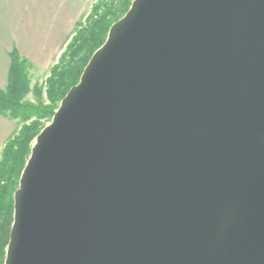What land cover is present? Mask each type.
<instances>
[{
	"label": "water",
	"instance_id": "95a60500",
	"mask_svg": "<svg viewBox=\"0 0 264 264\" xmlns=\"http://www.w3.org/2000/svg\"><path fill=\"white\" fill-rule=\"evenodd\" d=\"M4 264H264V0H133L36 136Z\"/></svg>",
	"mask_w": 264,
	"mask_h": 264
},
{
	"label": "trees",
	"instance_id": "16d2710c",
	"mask_svg": "<svg viewBox=\"0 0 264 264\" xmlns=\"http://www.w3.org/2000/svg\"><path fill=\"white\" fill-rule=\"evenodd\" d=\"M133 0H97L85 22L80 23L48 79L49 105L26 102L30 92L29 61L13 50L6 88H0V114L24 122L9 139L0 159V264H4L14 220V193L36 136L44 128L42 119L53 117L69 89L77 84L93 53L103 45L110 27L128 11Z\"/></svg>",
	"mask_w": 264,
	"mask_h": 264
},
{
	"label": "crops",
	"instance_id": "0c3cea01",
	"mask_svg": "<svg viewBox=\"0 0 264 264\" xmlns=\"http://www.w3.org/2000/svg\"><path fill=\"white\" fill-rule=\"evenodd\" d=\"M95 1L0 0V88L7 86L13 50L33 67L51 68ZM13 125L0 114V156Z\"/></svg>",
	"mask_w": 264,
	"mask_h": 264
},
{
	"label": "rangeland",
	"instance_id": "374dc122",
	"mask_svg": "<svg viewBox=\"0 0 264 264\" xmlns=\"http://www.w3.org/2000/svg\"><path fill=\"white\" fill-rule=\"evenodd\" d=\"M91 9H92V7L89 8V10H88L89 13H90ZM83 22H85V21H82V23ZM52 67L47 68V69L46 68L43 69V68H39V67L37 68V67H33L29 63L28 75L30 78V92L25 98L26 102L31 103V104H35V105H38L41 102L43 104H46V105L50 104V101L47 98V87H48V79L51 76ZM58 105H60V103ZM52 118L53 117H45L44 119H42L43 125L46 126L47 124H49L51 122ZM10 120L14 124L13 125L14 129H13V132H12L11 136L9 137V139L13 138L19 132L21 127L24 125V122L19 120V119H10ZM0 159H1V156H0Z\"/></svg>",
	"mask_w": 264,
	"mask_h": 264
}]
</instances>
